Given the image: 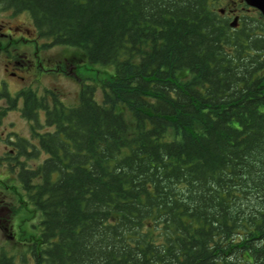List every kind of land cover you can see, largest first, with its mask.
<instances>
[{
    "label": "trees",
    "instance_id": "16d2710c",
    "mask_svg": "<svg viewBox=\"0 0 264 264\" xmlns=\"http://www.w3.org/2000/svg\"><path fill=\"white\" fill-rule=\"evenodd\" d=\"M216 1L0 0L113 67L74 105L25 93L49 128L17 178L33 264H264V16L232 28Z\"/></svg>",
    "mask_w": 264,
    "mask_h": 264
},
{
    "label": "rangeland",
    "instance_id": "374dc122",
    "mask_svg": "<svg viewBox=\"0 0 264 264\" xmlns=\"http://www.w3.org/2000/svg\"><path fill=\"white\" fill-rule=\"evenodd\" d=\"M216 8H226L233 6L237 9V13L242 15H253L254 10L238 0H217ZM10 11V9H8ZM19 17L30 26H33L32 21L26 12L20 13ZM232 18H229L231 20ZM58 52L54 53V58L64 57L63 71L41 74L40 82L36 84L42 87L55 86L58 96L63 102L70 106L78 102V93L83 84L91 83L99 86L113 74V67L89 63L80 50L71 46L60 45L55 48ZM49 72V71H45ZM35 85V84H34ZM38 86V87H39ZM13 87H16L13 85ZM13 88H10L12 91ZM98 99L101 97V91L98 87L95 95ZM3 103L0 100V104ZM13 121V129H20V133L36 143V137L31 138L30 127L26 120L17 113H9L0 122V154L7 146L6 142L1 139L2 131ZM42 119L40 118V122ZM8 126L5 131L9 130ZM37 129V128H36ZM49 129L45 126L37 129L45 131ZM31 131V132H30ZM179 136L177 132L169 130L168 137ZM36 158L25 159L28 167H35L36 164L44 157L38 154ZM4 199L3 206L0 210V250L11 254L14 260L19 264H33L31 258V249L38 242V221L40 212L22 195V189L14 177L13 173L0 164V199Z\"/></svg>",
    "mask_w": 264,
    "mask_h": 264
},
{
    "label": "flooded vegetation",
    "instance_id": "af4514ba",
    "mask_svg": "<svg viewBox=\"0 0 264 264\" xmlns=\"http://www.w3.org/2000/svg\"><path fill=\"white\" fill-rule=\"evenodd\" d=\"M243 4L242 0H239ZM237 9L233 6L226 7L221 13L228 18L239 16ZM20 13H14L11 10L0 8V122L9 114L17 113L23 117L30 127V135L33 138L34 131L37 130L35 124L41 127L45 126L44 109L33 110L31 117H26L22 113L25 93L29 92L38 97H49L50 92L58 95L53 86L40 87L41 74L63 71L64 57L54 58L56 47L51 39L41 37L34 26H30L19 17ZM240 17V16H239ZM49 71V72H45ZM60 73V72H59ZM35 84V85H34ZM16 86V87H13ZM39 86V87H38ZM10 88H13L12 91ZM50 98V97H49ZM40 118L42 121L40 122ZM14 122L11 121L9 130L2 131L3 139L7 146L0 154V164L13 173L18 182V173L21 165L25 163L27 154L32 151L33 143L31 139L20 133V129H13ZM38 154L42 155L41 151ZM19 183V182H18ZM4 199H0V210Z\"/></svg>",
    "mask_w": 264,
    "mask_h": 264
},
{
    "label": "water",
    "instance_id": "95a60500",
    "mask_svg": "<svg viewBox=\"0 0 264 264\" xmlns=\"http://www.w3.org/2000/svg\"><path fill=\"white\" fill-rule=\"evenodd\" d=\"M247 6L257 9L264 16V0H243ZM238 17H234L230 22L231 27L237 26Z\"/></svg>",
    "mask_w": 264,
    "mask_h": 264
}]
</instances>
